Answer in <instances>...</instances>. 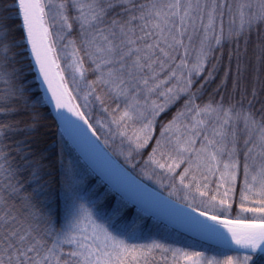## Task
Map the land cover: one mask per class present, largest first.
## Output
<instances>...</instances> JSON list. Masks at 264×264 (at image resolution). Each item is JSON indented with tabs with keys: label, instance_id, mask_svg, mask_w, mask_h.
Wrapping results in <instances>:
<instances>
[{
	"label": "snow or ice",
	"instance_id": "6c2138e0",
	"mask_svg": "<svg viewBox=\"0 0 264 264\" xmlns=\"http://www.w3.org/2000/svg\"><path fill=\"white\" fill-rule=\"evenodd\" d=\"M42 108L87 168L39 146ZM143 180L192 244L138 242ZM160 261L264 264V0H0V264Z\"/></svg>",
	"mask_w": 264,
	"mask_h": 264
},
{
	"label": "trees",
	"instance_id": "16d2710c",
	"mask_svg": "<svg viewBox=\"0 0 264 264\" xmlns=\"http://www.w3.org/2000/svg\"><path fill=\"white\" fill-rule=\"evenodd\" d=\"M70 38H75V33L73 34V37ZM253 41H255V37H253ZM63 65V62H62ZM66 79L69 82V90L73 93V95H77L76 93V87L73 86V83L69 77L68 74H66ZM88 79H94V76H92L91 74L88 75ZM209 91H211V89H209ZM80 95H82V91L80 93ZM207 96V93H206ZM239 98V97H237ZM76 103L78 104H83L82 100L77 99ZM256 108H259L260 105L256 104L255 105ZM87 113V118L89 119L90 123H93L95 125L97 120H101L102 122L105 120L106 118V114L103 113L100 109L99 106H90V109H82ZM41 112H43L45 114V119L41 121L42 127L39 129L38 133L36 134L37 139L39 141V146L43 149H46L48 152L53 154V159H55L59 153H60V138L61 136L64 137V143H65V158H67L69 156V154L71 155V157L74 160L79 161V164L82 168H87L86 163L80 158V156L77 154V152L74 150V148L70 145V143L66 140L65 136L63 135L62 131L59 130L57 131V124L58 122L54 123V117L53 115H49V113L51 112L49 108H42ZM97 134L100 136V145L110 154L113 155L114 159H119V157L116 156L115 153V148L116 145L113 144L111 142V140H109V145L108 147H105V145L103 144V141L106 137V129L105 130H98ZM150 151V149H149ZM145 156L147 155V153L144 154ZM120 163H123L122 159L120 160ZM138 173V169L136 170V172H134V175H137ZM138 179H142L137 175ZM143 183H145L146 185H148L150 188L154 189L155 191H157L158 193H160L162 196L167 197L168 193L166 191V189H159L155 184H153V182L147 181V180H143ZM134 212V209H133ZM147 223V228L145 229L144 232V238H142L141 240H148L149 238H159L160 236H164L168 239L171 240H176L179 241V243L175 244L174 246L177 247H182L185 246L186 244H192L193 240L192 238L185 236L181 233H178L168 227H165L164 225H161L160 223L154 221L151 218H147L146 220ZM195 247V245H194ZM192 250V249H191ZM231 254V253H228ZM159 258V256H158ZM160 264H163V261H160Z\"/></svg>",
	"mask_w": 264,
	"mask_h": 264
},
{
	"label": "water",
	"instance_id": "95a60500",
	"mask_svg": "<svg viewBox=\"0 0 264 264\" xmlns=\"http://www.w3.org/2000/svg\"><path fill=\"white\" fill-rule=\"evenodd\" d=\"M49 109L50 111H52L51 108ZM81 126L84 128L85 131H87V126L83 125L82 122H81ZM60 130L62 131L66 140L70 143V145L74 148V150L77 152L80 158L88 166V162L93 158L91 146L87 143L81 142L74 134L64 132L63 128H60ZM87 134H88V137H90L92 141H95V137H92L90 132H88ZM96 143L99 144V147L101 149L106 151L100 145L99 142H96ZM143 184L146 185L145 183ZM144 195L147 198H149L151 206L153 207V210L156 213V215L154 217H151V219L160 223L161 225H164L165 227H168L178 233H181L191 238V236L188 233H186L185 230L180 226L179 222L174 220L173 210L168 208L165 204H163L162 201L159 200V197H164V196L154 191L148 185H146V190H145Z\"/></svg>",
	"mask_w": 264,
	"mask_h": 264
},
{
	"label": "rangeland",
	"instance_id": "374dc122",
	"mask_svg": "<svg viewBox=\"0 0 264 264\" xmlns=\"http://www.w3.org/2000/svg\"><path fill=\"white\" fill-rule=\"evenodd\" d=\"M66 42V41H65ZM63 62V61H62ZM69 77H70V79H71V76L69 75ZM73 86L74 87H76L74 84H73ZM150 182H152V181H150ZM154 184V183H153ZM156 185V184H155ZM157 186V185H156ZM158 187V186H157ZM159 188V187H158ZM160 189V188H159ZM154 190V189H153ZM155 191V190H154ZM167 191V190H166ZM157 192V191H156ZM148 240H140V241H138V242H140V243H144V242H147ZM191 250V249H190ZM158 256H159V254H158ZM169 256H170V254H169Z\"/></svg>",
	"mask_w": 264,
	"mask_h": 264
}]
</instances>
